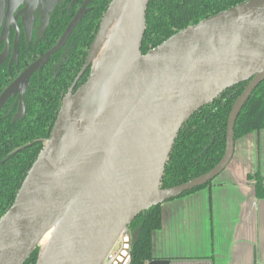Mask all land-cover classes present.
<instances>
[{"label":"water","instance_id":"obj_1","mask_svg":"<svg viewBox=\"0 0 264 264\" xmlns=\"http://www.w3.org/2000/svg\"><path fill=\"white\" fill-rule=\"evenodd\" d=\"M59 1L51 0V8ZM93 1L85 0L58 42L4 89L0 111L18 94L14 120L24 116L32 76L65 45ZM150 1L111 0L49 138L0 218V264H24L37 247V264H104L123 235L137 243L141 228L130 225L140 213L207 184L231 162L236 120L264 80V0L213 14L143 53ZM7 24L0 38L6 51ZM242 82L248 84L229 114L222 159L198 177L163 188L183 125Z\"/></svg>","mask_w":264,"mask_h":264},{"label":"trees","instance_id":"obj_2","mask_svg":"<svg viewBox=\"0 0 264 264\" xmlns=\"http://www.w3.org/2000/svg\"><path fill=\"white\" fill-rule=\"evenodd\" d=\"M245 0H151L147 8V27L142 51L160 45L179 30L200 22L220 11L234 7ZM111 0H95L92 9L72 32L66 46L56 52L40 74H35L24 95L25 114L14 120V99L0 112V218L14 203L18 190L29 169L36 161L60 110L62 100L85 63L89 48ZM75 12V11H74ZM71 16L56 13L47 38L34 47L24 45L19 64L8 72L0 69V94L6 86L39 55L52 48L67 28ZM90 73L80 79L77 89ZM248 82L227 89L214 102L199 109L181 128L169 160L161 186L172 187L198 177L216 166L226 148L227 124L235 100ZM264 129V80L255 88L242 108L235 124V139ZM255 179L256 194L264 198L262 174ZM186 191L179 198L207 186ZM172 198V199H175ZM169 199V200H172ZM141 228L132 249V264H147L153 259V233L162 227L161 204L140 213L131 223L134 231ZM37 247L24 264H37Z\"/></svg>","mask_w":264,"mask_h":264},{"label":"crops","instance_id":"obj_3","mask_svg":"<svg viewBox=\"0 0 264 264\" xmlns=\"http://www.w3.org/2000/svg\"><path fill=\"white\" fill-rule=\"evenodd\" d=\"M264 129L235 141L229 165L212 183L161 204L162 227L153 233V258L170 264H264Z\"/></svg>","mask_w":264,"mask_h":264},{"label":"flooded vegetation","instance_id":"obj_4","mask_svg":"<svg viewBox=\"0 0 264 264\" xmlns=\"http://www.w3.org/2000/svg\"><path fill=\"white\" fill-rule=\"evenodd\" d=\"M84 1L85 0L59 1L55 5V7L51 8V0H0V23H1V25H0V38H1V33H2V29H3L4 25L6 26V24L8 23L7 26L9 27V34H8L9 48H8V51L5 50L6 49L5 48L6 47V39H4L3 42H0V56H2L1 57V63H0V69L6 67L8 72H10V73L13 72L12 71L13 68L17 67L19 64V58L21 55V50L24 47V45L26 44V45H28V47H34L40 41L45 40L47 38L48 28H49L52 20L54 19L56 13H58V12H61L62 14L65 13L68 16H71V20H72L73 16L77 13V11L82 6ZM94 1L89 5V7L91 9L93 7ZM16 25H17V27H16ZM27 25L30 26V28H31L30 36H28V33H27ZM68 40H67V42H68ZM67 42L65 43V45L60 50H62L66 46ZM5 51H6V53H5ZM46 52H44V53H46ZM5 54H7L6 55L7 57H5ZM43 54L39 55L34 60H32L29 63V65L31 63H33L34 61H36ZM51 58H50V60H51ZM50 60L48 61V63L50 62ZM44 67H43V69H44ZM26 68H24L12 81H14ZM40 72H36V73L40 74ZM11 82L6 87H8L11 84ZM30 84H31V82H30ZM12 99H14V105L16 106V112H15V115H16L18 110H19V104H20L18 94L12 95L9 98V100L5 103V105L8 102H10V100H12ZM24 102H25V100H24ZM4 106H3V108H4ZM3 108L1 110H3ZM256 173H259V172H256Z\"/></svg>","mask_w":264,"mask_h":264},{"label":"built area","instance_id":"obj_5","mask_svg":"<svg viewBox=\"0 0 264 264\" xmlns=\"http://www.w3.org/2000/svg\"><path fill=\"white\" fill-rule=\"evenodd\" d=\"M132 249V235H123L108 254L104 264H132Z\"/></svg>","mask_w":264,"mask_h":264},{"label":"bare ground","instance_id":"obj_6","mask_svg":"<svg viewBox=\"0 0 264 264\" xmlns=\"http://www.w3.org/2000/svg\"><path fill=\"white\" fill-rule=\"evenodd\" d=\"M50 235H51V232H48L47 235L45 236L44 240H43V243L47 242V240L49 239Z\"/></svg>","mask_w":264,"mask_h":264},{"label":"rangeland","instance_id":"obj_7","mask_svg":"<svg viewBox=\"0 0 264 264\" xmlns=\"http://www.w3.org/2000/svg\"><path fill=\"white\" fill-rule=\"evenodd\" d=\"M45 245V242L41 244V246L43 247Z\"/></svg>","mask_w":264,"mask_h":264}]
</instances>
